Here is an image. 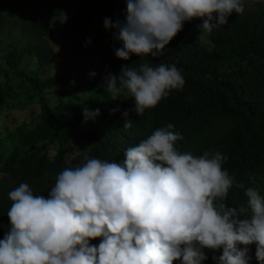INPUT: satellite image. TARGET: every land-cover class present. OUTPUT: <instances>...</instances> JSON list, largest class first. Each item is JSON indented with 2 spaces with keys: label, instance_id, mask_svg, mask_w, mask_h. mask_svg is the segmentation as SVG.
Masks as SVG:
<instances>
[{
  "label": "clouds",
  "instance_id": "obj_1",
  "mask_svg": "<svg viewBox=\"0 0 264 264\" xmlns=\"http://www.w3.org/2000/svg\"><path fill=\"white\" fill-rule=\"evenodd\" d=\"M252 4L264 0H126L125 20L105 18L104 27L116 30L118 59L158 58L185 22L201 20V33H211ZM106 84L113 100L124 94L134 100L130 111L143 116L185 79L175 64L140 60L122 65L118 77L109 73ZM82 114L87 123L100 111L85 105ZM123 115V128L131 129L129 111ZM181 140L169 123L128 147L122 163L85 156L57 174L47 198L20 183L8 193L0 264H203L204 249H222L215 264H250L253 244L264 264V196L236 182L224 168L226 155L181 152ZM234 186L244 190L246 207L226 206ZM97 238L99 246L90 245Z\"/></svg>",
  "mask_w": 264,
  "mask_h": 264
},
{
  "label": "trees",
  "instance_id": "obj_2",
  "mask_svg": "<svg viewBox=\"0 0 264 264\" xmlns=\"http://www.w3.org/2000/svg\"><path fill=\"white\" fill-rule=\"evenodd\" d=\"M14 10L18 18L26 20L29 32L50 38L54 28L49 18H59L60 42L78 47L90 39L93 46L111 48L107 55H97L95 78L82 81L89 103L100 108L96 121L84 122L79 100H65L68 87L80 77L66 83L49 75L53 53L47 43H19L4 35L2 25ZM126 10L124 0H0V111L39 103L37 113L8 131V146L0 143V234L10 229L8 193L20 183H28L34 194L47 198L64 168L83 163L85 156L122 163L128 147L169 123L183 136L176 144L179 151L195 155L208 149L219 151L227 156L224 168L236 182L264 196V4L246 5L243 14H233L227 25L213 29L211 48L202 44L193 29L202 21L193 20L185 22L160 57L133 55L123 61L115 56V50L122 47L114 39L116 30L105 29L104 20L124 21ZM17 13L12 18L16 19ZM28 58L36 60L34 68H26ZM140 60L153 66L175 64L185 84L154 109L136 116L130 111L134 100H113L106 90V78L109 73L118 77L122 65L137 67ZM62 86L65 89L58 97L46 99V89ZM125 111L133 122L128 130L123 128ZM40 143L53 145L55 154L50 156L46 149L36 151ZM225 203L230 208L246 207L244 190L234 186ZM89 243L98 247L101 239ZM249 249L250 264H258L256 246ZM204 253L207 259L203 264H215L213 256L222 255V249H204Z\"/></svg>",
  "mask_w": 264,
  "mask_h": 264
},
{
  "label": "rangeland",
  "instance_id": "obj_3",
  "mask_svg": "<svg viewBox=\"0 0 264 264\" xmlns=\"http://www.w3.org/2000/svg\"><path fill=\"white\" fill-rule=\"evenodd\" d=\"M126 2V0H124ZM41 7L45 6L44 2H40ZM17 11L14 10L11 14V18L5 19L2 25V31L4 35L10 39L16 40L19 43H29L43 41L52 49L53 61L48 67L49 75L55 77H61L66 83H72L77 80L80 81L77 84L68 87L67 98H75L79 100L81 106H87L88 108L95 110L92 104L89 103V93L83 87L82 81L85 79H93L95 75L92 73L97 72V63L99 61V56L97 55H107L110 53V47H105L103 45L93 46L91 43L86 45H80L78 47H73L69 43H62L59 40V28L58 24L60 19L49 18V22L52 24L54 30L53 35L50 38L42 37L36 33L29 32L26 29V20L22 21V18L14 19L12 18L16 15ZM21 19V20H20ZM201 25H194V31L199 36L202 44L207 48H211L212 44L210 42V33H201ZM26 68H34L36 66V60L28 58L25 61ZM65 86L58 89L51 88L44 91L46 99H52V97H58L59 91H63ZM120 100L125 99L124 94L119 96ZM99 109V107H96ZM39 111V103L33 102L30 106L23 108H10L7 110L0 111V143L2 147L8 146L7 133L14 126L18 125L22 120L28 121L31 115H34ZM97 118V117H96ZM90 122L94 121L89 120ZM46 149L50 156L55 154V147L53 145L40 143L36 146V151H41ZM80 152V151H79ZM5 234H0V240L4 238Z\"/></svg>",
  "mask_w": 264,
  "mask_h": 264
}]
</instances>
